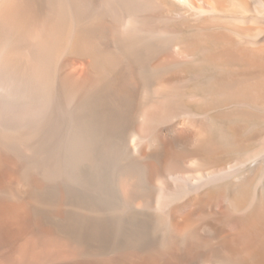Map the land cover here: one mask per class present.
<instances>
[{
	"label": "bare ground",
	"instance_id": "1",
	"mask_svg": "<svg viewBox=\"0 0 264 264\" xmlns=\"http://www.w3.org/2000/svg\"><path fill=\"white\" fill-rule=\"evenodd\" d=\"M0 264H264V0H0Z\"/></svg>",
	"mask_w": 264,
	"mask_h": 264
}]
</instances>
